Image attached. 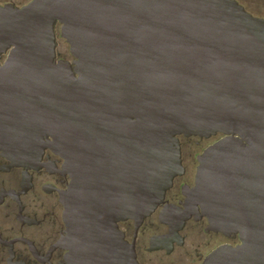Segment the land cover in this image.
I'll use <instances>...</instances> for the list:
<instances>
[{
  "label": "water",
  "instance_id": "water-1",
  "mask_svg": "<svg viewBox=\"0 0 264 264\" xmlns=\"http://www.w3.org/2000/svg\"><path fill=\"white\" fill-rule=\"evenodd\" d=\"M56 23L71 60H56ZM3 54L0 151L64 159L69 264H139L118 222L163 201L179 135L218 133L190 199L241 242L203 264H264L263 18L235 0H32L0 5Z\"/></svg>",
  "mask_w": 264,
  "mask_h": 264
},
{
  "label": "flooded vegetation",
  "instance_id": "flooded-vegetation-1",
  "mask_svg": "<svg viewBox=\"0 0 264 264\" xmlns=\"http://www.w3.org/2000/svg\"><path fill=\"white\" fill-rule=\"evenodd\" d=\"M31 1L0 0V5L19 8ZM235 1L251 15L264 19V0ZM54 28L60 31V24ZM5 57L3 54L0 63ZM59 58L72 57L61 55L56 48V60ZM221 136L179 135L182 171L172 179L163 201L139 226L133 220L118 222L139 264H203L219 246L235 247L241 242L237 234L213 230L202 204L190 199L196 186L198 156ZM36 157L34 162L21 165L0 151V264H69L60 198L70 177L64 170V159L50 147L44 146Z\"/></svg>",
  "mask_w": 264,
  "mask_h": 264
},
{
  "label": "rangeland",
  "instance_id": "rangeland-1",
  "mask_svg": "<svg viewBox=\"0 0 264 264\" xmlns=\"http://www.w3.org/2000/svg\"><path fill=\"white\" fill-rule=\"evenodd\" d=\"M56 48L57 52H59L61 55H69V47L67 46L65 40L60 36V31H56ZM208 142L209 141H206L205 143Z\"/></svg>",
  "mask_w": 264,
  "mask_h": 264
}]
</instances>
